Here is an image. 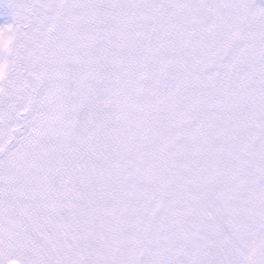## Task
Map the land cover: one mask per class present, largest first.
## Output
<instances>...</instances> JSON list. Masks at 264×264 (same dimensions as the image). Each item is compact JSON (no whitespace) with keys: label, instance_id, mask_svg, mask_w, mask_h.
I'll return each instance as SVG.
<instances>
[{"label":"snow or ice","instance_id":"6c2138e0","mask_svg":"<svg viewBox=\"0 0 264 264\" xmlns=\"http://www.w3.org/2000/svg\"><path fill=\"white\" fill-rule=\"evenodd\" d=\"M0 264H264V0H6Z\"/></svg>","mask_w":264,"mask_h":264},{"label":"rangeland","instance_id":"374dc122","mask_svg":"<svg viewBox=\"0 0 264 264\" xmlns=\"http://www.w3.org/2000/svg\"><path fill=\"white\" fill-rule=\"evenodd\" d=\"M258 2H261V0H258ZM10 20L11 12L6 7V0H0V27H4Z\"/></svg>","mask_w":264,"mask_h":264}]
</instances>
